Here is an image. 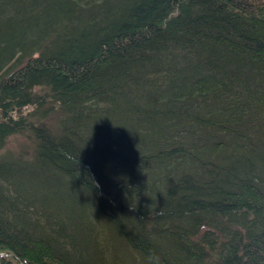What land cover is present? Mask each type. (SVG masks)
Listing matches in <instances>:
<instances>
[{"label": "trees", "instance_id": "16d2710c", "mask_svg": "<svg viewBox=\"0 0 264 264\" xmlns=\"http://www.w3.org/2000/svg\"><path fill=\"white\" fill-rule=\"evenodd\" d=\"M23 58L0 264H264V0H0Z\"/></svg>", "mask_w": 264, "mask_h": 264}, {"label": "rangeland", "instance_id": "374dc122", "mask_svg": "<svg viewBox=\"0 0 264 264\" xmlns=\"http://www.w3.org/2000/svg\"><path fill=\"white\" fill-rule=\"evenodd\" d=\"M28 59L25 58L24 60H21L19 63L14 62L12 64V62H11L9 65H6L4 67V69L2 70V72H0V78L3 75L10 74L15 69L21 68V66L23 64H25L28 61ZM3 73H5V74H3ZM37 90H39V89H37ZM48 105H50V104L48 103ZM57 107H58V105L55 106V108H57ZM33 108H34V106L27 107L26 109H23V113H28V112L32 111ZM55 115L56 114L51 115L49 120L54 122L56 120V116ZM26 136L27 135H16V136L11 137L10 142L8 144L9 145L8 149L10 151H12V153L14 155L19 153V152H21V151H26L27 150V146L29 145V143H28L29 140H28V138ZM61 198L64 199V198H66V196L63 195V196H61ZM92 220H93V217H92ZM101 236L102 235H100V237Z\"/></svg>", "mask_w": 264, "mask_h": 264}, {"label": "bare ground", "instance_id": "6f19581e", "mask_svg": "<svg viewBox=\"0 0 264 264\" xmlns=\"http://www.w3.org/2000/svg\"><path fill=\"white\" fill-rule=\"evenodd\" d=\"M38 56V53H36L35 54V57H37ZM27 63V62H26ZM26 63L25 64H23L22 66H24V65H26ZM21 66V67H22ZM35 110V107L33 108V110L32 111H30V112H28V113H31V112H33ZM27 113V114H28ZM44 113V111L43 110H39V111H35V112H33V113H31L29 116H28V120H30V122L31 123H33V125H35V126H37V122L39 123V120H38V118L42 115ZM51 116H49V118H50ZM50 120H48V122H49ZM38 131H40V133H42V132H45L43 129H39ZM27 138H28V136H26ZM30 138H32L31 137V135H30ZM28 140H29V138H28ZM34 142V140H33V138L31 139V143H33ZM28 143H29V141H28ZM8 147H9V145H7V149H8ZM7 149H5V151H2L0 154H8L9 153V150H7ZM28 149V148H27ZM10 152H12V151H10ZM24 153H26V151H21V152H19V153H17L16 155H23ZM12 182V181H11Z\"/></svg>", "mask_w": 264, "mask_h": 264}]
</instances>
